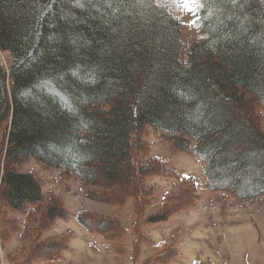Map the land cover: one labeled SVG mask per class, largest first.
Here are the masks:
<instances>
[{
    "label": "trees",
    "instance_id": "obj_1",
    "mask_svg": "<svg viewBox=\"0 0 264 264\" xmlns=\"http://www.w3.org/2000/svg\"><path fill=\"white\" fill-rule=\"evenodd\" d=\"M196 2L205 38L191 46L186 67L180 22L156 0H0V127L7 124L0 239L6 244L20 230L8 211L33 219L36 235L27 253L8 255L10 264L62 258L68 240L40 241L41 229L58 220L74 217L109 242L129 232L117 216H73L34 175L19 171L30 160L98 188L84 189L88 199L119 207L133 201L132 264L152 245L145 226L194 206L201 183L169 158L144 161L149 131L201 163L211 191L239 204L264 198V134L255 114L264 110V0ZM250 166L260 169L252 178ZM157 175L188 188L145 218L153 194L143 183ZM159 248L143 264L179 257L173 246Z\"/></svg>",
    "mask_w": 264,
    "mask_h": 264
},
{
    "label": "rangeland",
    "instance_id": "obj_2",
    "mask_svg": "<svg viewBox=\"0 0 264 264\" xmlns=\"http://www.w3.org/2000/svg\"><path fill=\"white\" fill-rule=\"evenodd\" d=\"M156 1L166 7L180 22L182 42L180 61L187 67L191 46L205 38L201 32L200 5L196 0ZM4 60L8 63L7 57H4ZM255 114L264 134V110L257 107ZM6 127L7 124L0 127V147L5 139ZM144 140L150 150L149 154L143 157L144 161H149L153 157L169 158L171 167L183 175L199 178L201 183L197 188L198 200L194 206L175 214L166 222L145 226L152 245L143 246L138 264H143L157 254L161 243L164 246H173L179 252V257L169 264H264V198L253 204H239L224 192L211 191L205 183L201 163L185 152H174L170 143L154 131H149ZM2 166L3 162L1 168ZM19 171L34 175L42 190L49 195L51 193L60 197L73 216L81 211L104 217L117 216L129 231L123 240L109 242L87 232L74 217L67 221L58 220L52 228L41 229L40 241L68 240L69 250L59 260L41 259L37 262L29 261L27 264H132L133 237L130 234L134 220L132 200L129 199L125 206L119 207L88 199L85 197L84 189L97 192L98 188L84 187L73 173L65 174L57 169L46 168L33 160L20 166ZM245 171L250 172L252 178L260 169H253L250 166ZM157 176L148 177L143 183L144 188L153 194L149 197L151 205L146 210L145 218L156 215L163 201L180 196L188 188L181 180ZM7 218L16 219L20 230L14 233L11 241L6 244L0 239V264H10L9 254L19 250L27 253L36 238L35 233L31 232L35 229L33 219L27 220L21 213L10 211ZM29 231L31 237L26 238ZM119 248H125L126 253L118 254ZM22 253L15 260L21 261ZM168 254L170 257L173 255Z\"/></svg>",
    "mask_w": 264,
    "mask_h": 264
}]
</instances>
